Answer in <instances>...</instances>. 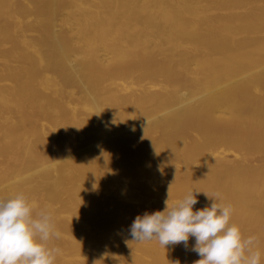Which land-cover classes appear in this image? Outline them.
Listing matches in <instances>:
<instances>
[{
  "label": "bare ground",
  "instance_id": "bare-ground-1",
  "mask_svg": "<svg viewBox=\"0 0 264 264\" xmlns=\"http://www.w3.org/2000/svg\"><path fill=\"white\" fill-rule=\"evenodd\" d=\"M189 191L264 264V0H0V198L55 264H194L129 231Z\"/></svg>",
  "mask_w": 264,
  "mask_h": 264
},
{
  "label": "clouds",
  "instance_id": "clouds-1",
  "mask_svg": "<svg viewBox=\"0 0 264 264\" xmlns=\"http://www.w3.org/2000/svg\"><path fill=\"white\" fill-rule=\"evenodd\" d=\"M198 193L189 191L170 207L137 215L129 230L132 241L157 240L164 248H187L189 237H194L191 250L200 257L194 264H261L262 253L252 247L256 238H244L230 223L232 206L211 198L210 206L193 211ZM59 235L51 213L41 210L33 216V206L23 194L0 198V264H55L60 250L47 242Z\"/></svg>",
  "mask_w": 264,
  "mask_h": 264
}]
</instances>
